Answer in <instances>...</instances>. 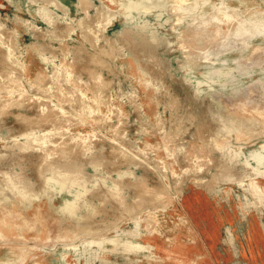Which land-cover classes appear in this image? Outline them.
<instances>
[{
  "label": "rangeland",
  "instance_id": "374dc122",
  "mask_svg": "<svg viewBox=\"0 0 264 264\" xmlns=\"http://www.w3.org/2000/svg\"><path fill=\"white\" fill-rule=\"evenodd\" d=\"M0 264H264V0H0Z\"/></svg>",
  "mask_w": 264,
  "mask_h": 264
}]
</instances>
